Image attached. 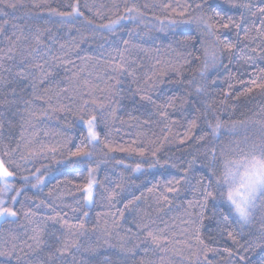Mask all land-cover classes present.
Here are the masks:
<instances>
[{"label": "trees", "instance_id": "16d2710c", "mask_svg": "<svg viewBox=\"0 0 264 264\" xmlns=\"http://www.w3.org/2000/svg\"><path fill=\"white\" fill-rule=\"evenodd\" d=\"M8 2L16 7L0 5L3 8L0 11V81L5 82L0 84V113H3L0 116V157L15 161L10 165V170L16 172L15 187L24 186V176L29 177L31 183L18 198V220L0 222V249L11 251V236L27 239L37 224L44 231V240L51 242L50 234H64L60 220L63 217L73 224L84 222V234L72 237L79 240V251L73 248L64 255L57 252L50 261L47 260L50 251L47 244L41 246L42 250L32 252L24 248V252L47 264H141L142 260L144 264H161L160 256H164L163 264H196L197 255L203 264L201 246L193 238V230L199 225L201 238L216 249L208 253L209 259L213 264H230L234 258L224 249L235 246L227 232L231 231L243 243L260 231L264 210H257L249 225L242 226L234 215H229L225 224L223 216L228 215V204L219 196L215 178L211 180L210 190L216 199L209 198L203 208L200 189L209 184L207 166L210 163L219 174L223 161L233 154L238 142H243L245 134L251 139L260 134V124L255 121H264V90L246 93V88L252 86V80L264 81V71H261L264 69V25L260 23L264 17L257 11V6H264L262 0ZM198 3L203 5V13L214 17L210 23L216 25L219 39L236 44L231 52L223 54L222 64L207 71L202 93L196 92V85L204 83L200 77L204 41L211 38L205 36L203 25L170 26L172 20L202 15L201 10L196 9ZM244 3H250L251 10L240 6ZM73 4H78L84 16L97 25L127 15L126 8L135 5L144 14L143 23L139 19L122 20L115 33L107 30L92 33L80 19L61 24L59 17L49 16V8L71 11ZM185 8L186 14L178 15ZM217 12L224 17L231 16L242 28L250 29L252 39L238 43L236 33L239 31L243 37L244 32L231 26L220 27ZM252 12L257 14L253 16ZM37 30L43 34L41 45H36L32 39ZM125 40L127 44L123 43ZM117 46L123 53L122 61L114 51ZM253 48L257 51H251ZM113 56L117 57L116 62L123 63V72L113 71ZM37 64H44L43 71L52 73L36 90V95L42 99L33 97L31 88L25 87L23 92L17 88V93L31 99V105L4 103L16 99L10 89L15 86L18 79L15 74L21 67L33 73L37 80L43 78L41 70L35 67ZM117 80L121 83L117 84ZM240 80L245 83H239ZM120 89L123 91L116 95ZM144 95L151 100L141 99ZM101 104L103 108L99 107ZM92 115L97 117L96 131L103 152L98 150L89 164L70 153L77 146L87 144V127L82 118L87 120ZM217 118L228 126L232 121L247 120V132L243 128L236 134L222 130L219 138L209 134L200 140V136L210 133L209 122L214 125ZM192 121L195 127H191ZM105 144L117 150L109 152ZM121 147L137 151H119ZM50 148L57 151L52 153L48 151ZM140 149L144 150V156L138 154ZM5 151L9 152L8 156H4ZM32 152L38 154L27 161L21 160V156L29 157ZM137 163L142 165L140 172L133 171ZM89 167L95 169L96 180L91 205L84 199L83 188ZM36 169L40 172L36 173ZM45 172L44 184L32 187L31 184L36 183L33 173ZM169 186L178 191L169 193ZM14 194L9 193V196ZM164 196L168 199L164 200ZM29 209L35 213L30 217L33 223L23 214ZM57 212L60 217L48 219ZM144 225L148 228L144 229ZM129 228L132 232L127 231ZM148 230L167 237V252L145 254L141 251L146 246L141 241ZM5 241H8L7 246ZM16 243L19 245V241ZM121 245L140 247L133 255L122 252ZM89 247L93 251H84ZM248 255L253 262L260 259L259 251ZM0 264H9L8 258L0 257ZM11 264H15V260Z\"/></svg>", "mask_w": 264, "mask_h": 264}, {"label": "snow or ice", "instance_id": "6c2138e0", "mask_svg": "<svg viewBox=\"0 0 264 264\" xmlns=\"http://www.w3.org/2000/svg\"><path fill=\"white\" fill-rule=\"evenodd\" d=\"M207 3V0H204ZM7 5L9 8L15 9L16 5L14 3H9L8 0H0V5ZM262 4H264V0H262ZM243 8H247L251 10L252 5L250 3H244L240 5ZM165 8L171 7V5H164ZM177 7H180L177 5ZM188 7H191L190 5ZM211 6L209 5V8ZM196 9L201 10L203 13V5L197 4ZM0 11H3V8L0 7ZM173 11H176L173 9ZM257 11L264 17V6H257ZM49 16L59 17V23L61 24H70L74 23L77 19H80L83 26H86L91 30L92 33H101L103 30H107L108 33H115L117 30V26L121 24L122 20H132L136 21L139 19L141 23H143V13L139 11V9L132 5L131 7L126 8L127 15L120 16L115 20H110L106 24H95L91 19L84 16V13L80 11L78 4L71 5V11H58L56 8L48 9ZM187 12V8L184 11L178 13L180 16H184ZM6 14V13H5ZM253 16L257 13L252 12ZM216 16L220 17L218 23L222 28L234 27L236 29H241L244 32L243 37L240 36V32L236 33L237 42L239 43L241 40H249L252 39L250 29L242 28L241 23L236 22L231 16L224 17L221 16L220 13H216ZM213 16L207 15V13H203L200 16L193 17L187 20H172L170 21V26L172 27H180L181 25H191L196 23L198 25H203L205 29V36L211 38L210 40L205 39L204 41V53H203V68L200 71L201 80L204 83H198L196 85V92L202 93L205 91V83H206V73L210 68H215L217 65L222 64V56L225 52H231L236 44L234 43H224L219 39L216 31V25L210 23L213 20ZM226 21V22H225ZM241 21H243V16H241ZM261 25H264V18L260 20ZM0 31H2V26H0ZM259 32L260 29H257ZM42 33L37 30V32L32 36V39L35 41L36 45L43 44V40L41 39ZM27 39V37H25ZM124 44H127L128 41H123ZM63 48V45H61ZM37 49H33L36 51ZM11 51V50H10ZM114 51L117 52V56L120 57V61L123 60V53L119 51L118 46L114 48ZM251 51L256 52L257 49L253 48ZM111 55V54H109ZM12 59L11 56L8 57ZM113 64L112 69L114 72H123L124 65L122 62H116L117 57H111ZM23 63V59L21 61ZM46 63V62H45ZM35 67L39 68L42 72L43 78L37 80V77L31 73L30 71H26L24 67H21L19 71L16 72V77L18 78L15 81V86L10 89L11 94L16 97L13 100H5L4 103L15 105L17 103H23L24 105H31L32 100L26 99L23 96H20L17 93V88L20 89V92H23L25 87L31 88V95L36 99H42L36 95V90L38 86L43 85L45 83V79L47 76L52 75L51 72H44V64H37ZM10 71V69H9ZM261 71H264L262 69ZM131 75L132 73H128ZM151 78L149 77V80ZM28 81L29 83L25 85L23 82ZM239 83H245L243 80L238 81ZM5 82L0 81V84ZM58 83V82H57ZM117 84L121 83L119 80L116 81ZM189 83H192L189 81ZM251 87L246 88V93H251L254 89L264 90V81L257 82L255 80L250 81ZM120 89L116 92V95L120 94ZM245 94V93H242ZM238 98V97H237ZM141 99L151 100L150 96L144 95ZM87 104V101L85 102ZM95 103V101H93ZM100 108H103L104 105H99ZM14 114V113H13ZM162 115L164 113H161ZM3 113H0L2 116ZM33 116L36 115L35 112L32 113ZM96 121L97 117L92 115L89 119L83 120L82 122L87 127V136L85 139L87 140V144L84 146H77L74 152H71L70 155L81 158L82 161L91 162L95 159L97 152H103V149H100V136L96 131ZM255 123L260 124V134L257 138L251 139L247 134L244 136V140L242 143H237L235 148L233 149V154L223 161L222 171L217 174L215 171L214 164L210 163L207 167L209 168L210 177L209 184L203 186L200 189L201 196L204 199V204L201 207H205L209 198L216 199V195H214L213 191L210 190L211 180L215 178V184L217 186V192L219 196L226 201L228 204V215L223 216V222L227 224L228 216L234 215L237 221L243 225H249L252 223L254 214L257 210H264V121H255ZM249 121L241 120V121H232L231 125L228 126L224 122L220 121L218 118L216 123L213 125L209 122L210 133L206 132L204 135L200 136V140H204L206 136L209 134L214 138H219L222 130H225L229 134H236L238 129L243 128L245 133L247 132V126ZM195 121H192L191 127H195ZM2 127V125H0ZM105 148H108V151H116L117 149L111 148L108 145H104ZM119 151H137L136 149H125L123 147L118 149ZM11 151H15L12 149ZM48 151L55 153L57 149L50 148ZM212 160H215V149L211 150ZM38 153L32 152L29 157L21 156V160L27 161L31 156H36ZM138 154L140 156H144V150L140 149ZM9 152L5 151L4 156H8ZM103 155H107V153H103ZM153 156L156 155L155 152L152 153ZM15 161L9 160L5 161L3 157H0V222L3 223H15L20 216V210L16 208L17 203H20L19 197L24 194L25 187L31 183L29 177L24 176L22 179L24 181V186L15 187L13 183L16 178V172L14 170H10V165H14ZM19 167V165H15ZM154 165H149V167H153ZM191 166V165H189ZM98 167V164H97ZM142 165L137 163L133 168L134 172H140ZM95 169L89 167L88 170V179L86 185L83 186L84 192L86 193L84 199L87 204H91L93 202V187L96 184L95 177L93 175ZM40 169H36V173H39ZM33 173V177L35 178L36 183L31 184L32 187H38L44 184L45 176L47 172L41 175H37ZM172 182L170 181L169 184ZM178 185L180 183L179 180L175 181ZM199 183V182H198ZM119 187V185H117ZM151 191V189H149ZM169 193L177 192L178 188L169 186L167 188ZM14 192V195L9 196V193ZM137 199H139L137 197ZM164 200H167L168 197L164 196ZM43 203V202H41ZM40 205H37L39 207ZM49 207H51L49 205ZM55 211V209H53ZM75 211V209H73ZM25 218H29V223H33L30 217L35 216V213L31 211V209L25 211ZM87 216V213H84ZM122 215V213H121ZM216 215V213H213ZM200 216L203 217V212L200 213ZM56 217H60V213H56L55 217H48V219L55 220ZM62 222V228L64 229V234L62 236H57L54 233L50 234L53 239L51 242L44 240V231L42 227L37 224L32 228V235L28 236L27 239H20L18 236H11V251H5L0 249V257L8 258L9 264H11L12 260H15V264H47V261L33 259L30 257L28 252H24V248L31 250L32 252L42 250L41 246L47 244L50 251L47 254V260H52L55 253H60V255H64L65 252H68L70 249L80 250L81 245L79 240H73L72 237L76 236L77 233L80 235L84 234L85 225L83 221L79 223L73 224L68 220L60 217ZM195 224L196 222L193 221ZM137 228L140 229V226L137 225ZM144 229L148 228V225L143 226ZM75 230V231H74ZM143 230V229H141ZM128 232H132V229L129 228ZM224 231H227L225 228ZM135 235V234H134ZM228 237L232 240L234 248H225L224 250L228 252L230 257H233L230 261V264H264V224L261 225V229L258 233L251 234L248 239H246L243 243L240 242L233 235L231 231L227 232ZM193 238L196 243L201 246L200 250L203 252V264H213V261L209 259L208 253L215 252L216 249L209 246L208 243L205 242L203 238L200 236V226L197 225L193 230ZM210 240H215V237H210ZM19 241V245L16 242ZM32 241V243H29ZM167 242V237L162 236L160 234L154 233L152 230H148L144 235L142 244L146 245L141 249L145 254L149 251L153 253L167 252V247L165 246ZM8 241H5V246H7ZM189 248L192 247L191 244L187 245ZM19 247V251L17 248ZM140 245H135L133 248H125L121 245L122 252H131L133 255L137 248ZM54 249V251H52ZM84 251H93L91 247L85 248ZM260 252V259L256 262H253L251 256L248 253H256ZM20 253H23L21 255ZM25 257H28L27 259ZM161 264H163L164 256H160ZM141 264H144V261H141ZM196 264H201L199 255L196 258Z\"/></svg>", "mask_w": 264, "mask_h": 264}, {"label": "rangeland", "instance_id": "374dc122", "mask_svg": "<svg viewBox=\"0 0 264 264\" xmlns=\"http://www.w3.org/2000/svg\"><path fill=\"white\" fill-rule=\"evenodd\" d=\"M85 195H86V193H85ZM93 197H94V187H93ZM91 204H92V203H91ZM91 204H90V205H91ZM88 205H89V204H88Z\"/></svg>", "mask_w": 264, "mask_h": 264}]
</instances>
